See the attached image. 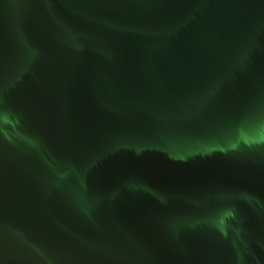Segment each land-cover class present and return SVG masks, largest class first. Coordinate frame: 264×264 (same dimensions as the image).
<instances>
[{
	"label": "water",
	"instance_id": "95a60500",
	"mask_svg": "<svg viewBox=\"0 0 264 264\" xmlns=\"http://www.w3.org/2000/svg\"><path fill=\"white\" fill-rule=\"evenodd\" d=\"M0 264H264V0H0Z\"/></svg>",
	"mask_w": 264,
	"mask_h": 264
}]
</instances>
